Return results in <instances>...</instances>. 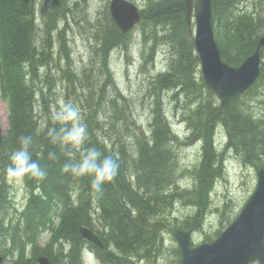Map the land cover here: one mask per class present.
Listing matches in <instances>:
<instances>
[{"label": "trees", "instance_id": "16d2710c", "mask_svg": "<svg viewBox=\"0 0 264 264\" xmlns=\"http://www.w3.org/2000/svg\"><path fill=\"white\" fill-rule=\"evenodd\" d=\"M69 1L73 3L72 0ZM246 1L211 0L215 41L222 60L232 67L241 65L255 51L263 35L260 31L264 19L257 13L242 10ZM72 7L67 0H0V94L8 112V129L2 137L0 147V247H5L8 240L12 241L20 251L21 263L16 264H28L23 259L28 242L33 245L32 259L43 255L50 264H81L82 248H89L101 264H156L162 258H158V255L160 248H164L161 236L163 231L140 227L133 221V217L143 215L150 220L161 219L160 216L165 217V213L177 201L171 202L178 198L173 192L179 188L176 179L178 171L174 168L178 153L177 138L171 129V122L161 111L163 104L159 99H155L153 104L149 135L145 139L138 136L139 127L132 118L136 110L134 103L131 98L121 96L115 89L108 63V52L116 48L125 49L130 41V34H122L116 28L107 6L101 18L93 24V32L97 38L94 48L96 54L97 50L99 52L97 65L100 67L102 81L104 78L103 86L98 88V85H88L82 88L81 80L76 78V71L72 69L73 60L66 47L62 45L60 49L65 58L60 80L64 79L68 86V91L62 90V96L64 101L80 107L82 122L88 128V139L81 150L96 147L104 155L116 158L120 165L119 174L104 185L102 195L93 194L90 177H74L62 171L63 163L69 157L47 135L49 128L60 127L52 118L59 103L54 107L43 93H37L40 94L39 103H42L41 108L46 114L50 107L53 108L51 116L47 115L42 121L30 114L32 101L36 96L35 87L40 82L39 72H45L41 77L42 84L46 85L44 90L52 92L55 84L50 71L53 62L50 52L52 37L45 32L38 41L35 38V10L38 8L42 9V14L45 12L42 24L47 23L54 30L58 23L67 19ZM139 26L142 28V39L148 38L154 42L157 38L154 29H167L166 36L163 34V44L169 48L174 60L178 58L180 61L181 68L172 62L167 76L160 75L153 86L156 85L157 89L161 88L165 92L176 90L175 94L185 86L189 91L196 85L197 88L206 90L199 76L193 38L186 27L185 0H146L137 28ZM175 29L178 31L177 38H174ZM54 32L58 41L63 43V29H55ZM58 66L60 69V65ZM80 74L92 77L87 70L79 72ZM263 75L264 62L260 67L258 81ZM254 88L255 86L251 87L240 98L242 104L233 103L227 109L220 108L216 102L211 105L207 102L199 104L193 110L189 105L185 110L181 121L183 125L187 121L185 117L188 112L191 110L193 113L191 121H187L188 135L184 142L199 141L203 155L190 170L193 187L189 190L192 193L189 195V202L194 214L187 217L179 229L200 232L203 227L206 201L222 169L221 153L216 151L213 144L216 126L224 129L227 139L225 147L244 166L253 165L257 169L258 164L264 166L263 109L256 117L243 101ZM206 93L211 96L209 92ZM112 117L123 118L117 120ZM28 134L34 138L32 158L47 170L48 175L42 181L24 177L25 187L29 191L24 212L26 215L15 222L11 202L8 200L6 168L10 163V153L18 147V137ZM134 135L137 138L135 142ZM131 140L134 143L129 147L128 142ZM49 152L56 153L55 161L49 160ZM79 155V151L72 150L73 158L79 159ZM72 194L74 203L77 199L76 206L72 205ZM136 197H141L146 204L138 203ZM93 205L97 209L96 213L91 212ZM53 215L57 216L56 227L51 221ZM93 216L97 219L94 220ZM82 227L99 237L103 250L80 236L79 230ZM46 228L53 233L50 239L52 241L44 249H39L35 245V237L40 229ZM15 239L20 241L16 243ZM66 251L67 256L63 259ZM174 256L173 264H180L177 248H174Z\"/></svg>", "mask_w": 264, "mask_h": 264}, {"label": "rangeland", "instance_id": "374dc122", "mask_svg": "<svg viewBox=\"0 0 264 264\" xmlns=\"http://www.w3.org/2000/svg\"><path fill=\"white\" fill-rule=\"evenodd\" d=\"M72 1L73 3L67 0L70 6L73 5L71 13L67 19L58 23L57 27L55 26V29L57 30L63 29V43L62 41L61 43L58 41L56 33L54 32L55 29H51L47 23L42 24L45 18V12L42 14V9H38L40 7L35 10L37 11L38 19L37 21L34 17V24L36 27L34 30L35 38L38 41L39 38H42V35L45 32L51 34L52 37V51L50 50V52L52 54L51 58L53 57V62L50 65V71L55 81L52 92L49 93L47 90H44L41 77L45 75V72L43 73L40 71L38 74L40 82L36 84L35 94L43 93L45 97L51 101L54 107L56 106V103L60 104L61 101H64L62 90L65 89L68 91L67 82L64 79L60 80L61 70L63 68V64L65 63L63 53H60L62 45L66 47L68 55H70V58L73 60L72 69L73 71H76V78L81 80L83 85L82 88L88 87V85H98V88H100L103 86L104 81V78L103 81L101 79L102 77L100 76L99 70L100 67L97 65L99 52L97 50L96 54L94 48L97 38L93 32L95 28L93 27V24L96 20L101 18L104 8L105 6L108 7L110 0ZM132 1L136 2L141 7H143L146 2V0ZM242 10L249 13H257L261 19H264V0H248ZM148 27L150 28L151 26ZM141 29V26H139V28L136 27L129 33L130 41L125 49L116 48L108 52L109 71L111 73L115 89L121 93V96L131 98L134 103L136 110L134 111L132 118L135 124L139 127V137L142 136V138L145 139L149 135V119H151L150 115L152 113L155 99H159V101L162 102L163 107L161 111L163 112V115L166 116L173 124L172 128L174 133L177 134L176 149L178 152L175 157L174 168L178 171L176 179H178L179 185V188H177L178 190L173 193L174 195H177L178 198L171 201L174 203L177 200L173 204V207H171L170 210L168 209L165 213V217L163 215L160 216V221H163L167 226H169L168 228H179L187 217L194 214V209L190 205L191 202H189V195L192 193H189V188L185 187H189L192 182L190 179L191 175L188 173V170H192L203 155V151L200 150L199 144L192 146L195 141L191 143L184 142L188 135L187 128L189 125L187 121H191L193 113L191 110L197 109L199 104L203 105L208 102V104L211 105V103L216 102L219 106V101H217L215 96L204 86L199 70V62L198 72L202 84L206 89L205 91L197 88L198 86L196 85V82V86L192 91L186 90L185 86L179 93L177 90L178 94L174 93L176 90L165 92L162 91L163 89L161 88L157 89L156 85L153 86L154 81L160 75H163V77L167 76L172 62H175L174 64L181 68L180 61L178 58L174 60L173 55H170L169 48L163 44V40L165 39L163 34L166 36L165 32L167 29L164 27H157L154 29V31L157 32L156 42L151 41L148 38L145 40L142 39ZM260 33L264 34V25ZM177 34L178 31L175 29L174 38H177ZM41 44L42 42L39 44V47ZM260 56L261 67V64L264 62V50L261 52ZM59 58L60 60L58 61ZM58 65H60V69ZM83 70H87L88 74L92 75V77H89L88 75L85 77V74L79 75V72ZM258 79L252 86H255L253 91L247 95V101L245 98L243 99L246 106L251 108V113H254L256 117H258V114L262 109V112L264 113V75L260 81H258ZM184 80L186 81V79ZM206 92H209L211 96H208ZM247 92L245 94H247ZM175 95H177V97H175ZM239 100L235 103L240 102ZM189 105L191 110L185 117V120H187L185 121V125H182V117H184L186 113L185 110ZM52 109L53 108L51 107L49 108V113H47L48 117L51 116ZM112 118L119 120V118L123 117ZM6 120L7 108L5 102L1 99L0 94L1 135H5L6 133ZM2 124H4V127ZM213 136L214 148L216 151H220L222 156L221 175L213 184L211 192L207 198V204L203 214V227L200 232L193 233L192 235L191 243L194 246L214 241L217 238V232L219 233L225 230L236 219L240 210L254 192L257 182V171L264 167L260 164H258L259 169L253 165L244 166L238 157H235L232 153H230L228 148L225 147L227 139L225 137V131L221 127H215ZM136 139V135H134V142ZM133 140L128 142L129 147H132L134 143ZM17 187V195L20 202L25 193L22 181L17 183ZM140 198L141 197H136L137 202L144 204V201ZM56 220L57 219L53 215L51 221L55 222ZM167 231L168 230L161 233L164 248H160L158 258H162L158 259L156 264L174 263V248H177V244ZM49 236L50 234L47 233L39 239L38 244L40 247L43 248L52 241H48ZM35 260L36 259L31 260V263L28 264L36 263ZM83 262L84 264H101V261L92 260L87 252L84 253ZM8 263H10V259H7L4 264Z\"/></svg>", "mask_w": 264, "mask_h": 264}, {"label": "water", "instance_id": "95a60500", "mask_svg": "<svg viewBox=\"0 0 264 264\" xmlns=\"http://www.w3.org/2000/svg\"><path fill=\"white\" fill-rule=\"evenodd\" d=\"M188 32L199 59L203 84L227 109L251 87L260 73V52L264 49V35L254 53L239 67L224 63L219 55L212 31L211 0H185ZM111 19L122 34L129 32L140 20L137 8L124 0H112L109 5ZM193 16V17H192ZM193 35V34H192ZM1 142V130H0ZM257 182L236 219L212 243L190 247L191 230L171 229L180 252V264H264V169L256 174ZM139 226L152 230L164 229L161 222H149L144 217L134 218ZM83 238L101 247L96 236L86 229ZM40 264H47L40 260Z\"/></svg>", "mask_w": 264, "mask_h": 264}, {"label": "clouds", "instance_id": "9594fccd", "mask_svg": "<svg viewBox=\"0 0 264 264\" xmlns=\"http://www.w3.org/2000/svg\"><path fill=\"white\" fill-rule=\"evenodd\" d=\"M52 118L60 127L49 128L47 135L51 142L58 145L69 157L63 163L62 171L74 177H90L91 191L97 196L102 195L104 185L113 181L119 174L118 160L111 155H104L96 147L81 150L88 139V128L86 123L82 122L78 105L61 101ZM33 142L32 135H20L18 147L9 155L6 178L13 184L22 181L25 176L42 181L48 175L47 170L32 158ZM73 149L79 151V159L72 157ZM48 158L55 161L57 155L49 152Z\"/></svg>", "mask_w": 264, "mask_h": 264}, {"label": "bare ground", "instance_id": "6f19581e", "mask_svg": "<svg viewBox=\"0 0 264 264\" xmlns=\"http://www.w3.org/2000/svg\"><path fill=\"white\" fill-rule=\"evenodd\" d=\"M45 87L46 85L43 84V88ZM39 101H40V94H36L35 98H33V101H32V108L30 109V112H31L30 114L42 120L47 116V114L45 110L41 108L43 105L42 103H39ZM2 126L4 127V124H2Z\"/></svg>", "mask_w": 264, "mask_h": 264}]
</instances>
